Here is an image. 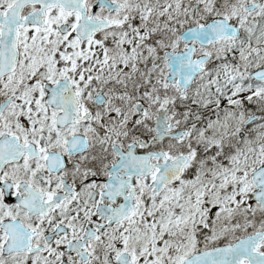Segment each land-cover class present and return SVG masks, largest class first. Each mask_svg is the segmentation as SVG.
<instances>
[{
  "label": "snow or ice",
  "instance_id": "snow-or-ice-1",
  "mask_svg": "<svg viewBox=\"0 0 264 264\" xmlns=\"http://www.w3.org/2000/svg\"><path fill=\"white\" fill-rule=\"evenodd\" d=\"M0 264H264V0H0Z\"/></svg>",
  "mask_w": 264,
  "mask_h": 264
}]
</instances>
